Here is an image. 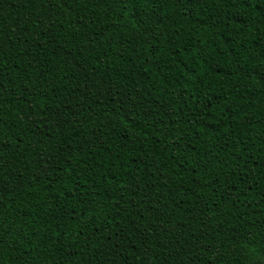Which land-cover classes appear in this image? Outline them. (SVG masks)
Instances as JSON below:
<instances>
[{"label": "trees", "instance_id": "obj_1", "mask_svg": "<svg viewBox=\"0 0 264 264\" xmlns=\"http://www.w3.org/2000/svg\"><path fill=\"white\" fill-rule=\"evenodd\" d=\"M0 264H264V0H0Z\"/></svg>", "mask_w": 264, "mask_h": 264}]
</instances>
